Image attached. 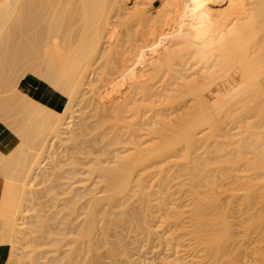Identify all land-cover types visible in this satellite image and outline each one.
Returning a JSON list of instances; mask_svg holds the SVG:
<instances>
[{"label":"bare ground","instance_id":"bare-ground-1","mask_svg":"<svg viewBox=\"0 0 264 264\" xmlns=\"http://www.w3.org/2000/svg\"><path fill=\"white\" fill-rule=\"evenodd\" d=\"M156 4L0 0V124L14 137L0 150L5 264H102L103 247L113 262L109 227L136 203L165 206L174 186L195 195L201 169L215 167L217 180L238 171L233 157L217 155L232 145L247 165L240 189L248 198L263 191L264 0ZM27 77L55 93V105L22 92ZM86 90L91 96L82 106ZM88 106L95 107L93 126L84 117ZM227 120L240 132L219 135L226 140L208 150ZM108 123L114 131L102 149L117 145L115 156L73 161L80 137L94 141L86 130ZM66 166L72 172H61ZM93 178H104L103 185L90 184ZM80 210L79 225L67 228ZM256 216L261 228L264 211ZM196 217L201 223V213ZM227 237L223 223L203 242L219 251Z\"/></svg>","mask_w":264,"mask_h":264},{"label":"rangeland","instance_id":"rangeland-1","mask_svg":"<svg viewBox=\"0 0 264 264\" xmlns=\"http://www.w3.org/2000/svg\"><path fill=\"white\" fill-rule=\"evenodd\" d=\"M148 1L157 6V0ZM98 78L99 75L95 74L92 80L95 81ZM88 91L86 90L82 106L88 105L87 101L91 96ZM62 98L65 100V97ZM101 105L103 106L104 102L97 107L100 108ZM94 109L95 107L88 106L84 116L89 117L86 121L89 126H93L96 121V118H90ZM239 125L236 121L227 120L222 125L221 131L216 132L215 141L209 149L201 147L200 152L205 149L214 150L219 144L217 141L224 142L226 139L220 138L221 134H238L241 130ZM113 131L109 123L100 125L98 129L92 131L93 134L86 130L88 136L95 135L92 138L94 141L83 143L85 137H80L77 147L70 153L72 160L84 164L92 156H102L104 160L112 159L116 154L113 151L118 146L106 145L104 150L102 147L105 141L108 144L107 139ZM238 138L235 136L232 140ZM235 149L236 145H232L217 155L227 154V157H233L234 163L231 167L238 171L225 173L223 178L217 180L215 167L208 172L201 169L198 172L199 186L195 195L188 187L174 186L169 191L170 196L165 206H158V202H153L149 207L140 203L130 207L127 214L122 215L115 226L109 227L108 239L114 243L112 247L117 254L112 262L109 249L101 248L102 264H261L264 258V223L259 228V225L255 224V218L258 213L264 211V189L250 198L240 189L239 184L243 182L241 176H244L242 170L246 169L247 165L244 161H238L235 157ZM212 156L214 158L216 155ZM66 170H69V166L64 167L61 172ZM249 174H252L251 171ZM62 175L67 176L66 173ZM79 177L81 175L77 176ZM190 177L185 175L182 179L189 180ZM93 182L101 186L104 178H93L90 184ZM176 183L177 180L172 184ZM75 186H81V184L78 183ZM234 186L237 187L236 192L232 189ZM64 197V195L60 196V198ZM191 199L195 200L191 202ZM58 204L62 207L63 203L58 202ZM67 212V209H63L62 213ZM81 213L82 210L73 215L71 217L74 220L73 223L66 227L76 229L82 219ZM197 213L203 216L201 223L198 222ZM66 218L67 216L62 217V219ZM223 223L228 226V237L224 239L218 251L217 247H209L206 243H211L216 230ZM149 224L154 226L151 236H148L146 232ZM203 240L208 242L205 243ZM68 248H62L61 253L64 254Z\"/></svg>","mask_w":264,"mask_h":264},{"label":"crops","instance_id":"crops-1","mask_svg":"<svg viewBox=\"0 0 264 264\" xmlns=\"http://www.w3.org/2000/svg\"><path fill=\"white\" fill-rule=\"evenodd\" d=\"M19 88L24 93L33 92V95L36 98L49 100L50 103L53 99L54 105L56 103L57 95L55 93H52V91L48 90V87L43 86L41 82H36L33 77H27L22 79L19 83ZM64 102L65 100L63 98H60L61 105H63ZM13 141L14 137L11 132L5 126L0 124V150L4 151L6 149H9ZM8 254V245L4 242L0 243V264H5Z\"/></svg>","mask_w":264,"mask_h":264}]
</instances>
